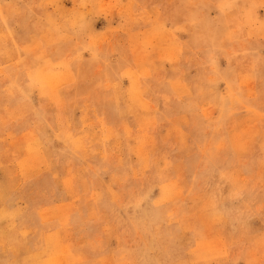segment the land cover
<instances>
[{"label":"rangeland","instance_id":"obj_1","mask_svg":"<svg viewBox=\"0 0 264 264\" xmlns=\"http://www.w3.org/2000/svg\"><path fill=\"white\" fill-rule=\"evenodd\" d=\"M0 264H264V0H0Z\"/></svg>","mask_w":264,"mask_h":264}]
</instances>
